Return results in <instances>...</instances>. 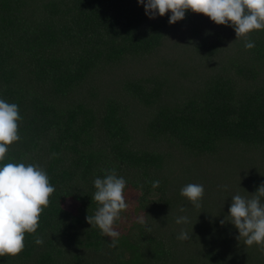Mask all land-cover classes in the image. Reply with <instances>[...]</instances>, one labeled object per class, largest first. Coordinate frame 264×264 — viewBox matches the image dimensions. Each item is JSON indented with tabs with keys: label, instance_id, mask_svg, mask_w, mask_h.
<instances>
[{
	"label": "trees",
	"instance_id": "16d2710c",
	"mask_svg": "<svg viewBox=\"0 0 264 264\" xmlns=\"http://www.w3.org/2000/svg\"><path fill=\"white\" fill-rule=\"evenodd\" d=\"M169 16L137 0H0V99L22 118L4 162L39 164L55 188L0 264H264L227 218L233 195L264 183V30L246 50L231 26ZM113 168L129 204L116 247L86 222L93 180ZM189 183L204 185L200 209L179 194Z\"/></svg>",
	"mask_w": 264,
	"mask_h": 264
},
{
	"label": "clouds",
	"instance_id": "9594fccd",
	"mask_svg": "<svg viewBox=\"0 0 264 264\" xmlns=\"http://www.w3.org/2000/svg\"><path fill=\"white\" fill-rule=\"evenodd\" d=\"M137 3L143 5L149 19L170 13L169 25L183 20L185 13L191 11L206 16L216 25L231 26L236 39L245 38L246 50L255 47L254 42L247 39L249 34L264 30V0H137ZM21 119L17 104L0 99V257H14L24 250L25 235L37 232L40 216L55 192L47 172L39 164L4 162L9 146L21 140ZM103 171L102 178L93 180L95 191L92 200L97 208L94 215L86 216V222L98 228L102 236L111 238L110 247H116L120 233L114 226L121 213L129 207L124 195L127 181L114 168ZM151 186L158 188L160 181H152ZM140 187L142 189L143 185ZM204 193V185L189 183L180 189L179 194L194 208L200 209ZM178 211L185 213L187 209L180 207ZM145 216L136 219L146 226ZM227 218L238 231V241H243L248 247L256 245L264 253V183L254 194L233 195ZM189 222L187 215L175 219L177 225ZM220 223L223 225L225 220ZM146 231L150 232L151 228L146 227ZM176 239L187 241L191 235L182 228ZM43 242V237H34L36 245Z\"/></svg>",
	"mask_w": 264,
	"mask_h": 264
},
{
	"label": "rangeland",
	"instance_id": "374dc122",
	"mask_svg": "<svg viewBox=\"0 0 264 264\" xmlns=\"http://www.w3.org/2000/svg\"><path fill=\"white\" fill-rule=\"evenodd\" d=\"M62 206L69 211H73L76 208V204L71 200L64 201Z\"/></svg>",
	"mask_w": 264,
	"mask_h": 264
}]
</instances>
